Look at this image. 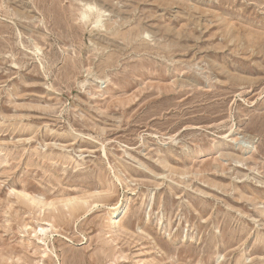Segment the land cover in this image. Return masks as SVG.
<instances>
[{
    "label": "rangeland",
    "instance_id": "rangeland-1",
    "mask_svg": "<svg viewBox=\"0 0 264 264\" xmlns=\"http://www.w3.org/2000/svg\"><path fill=\"white\" fill-rule=\"evenodd\" d=\"M0 264H264V0H0Z\"/></svg>",
    "mask_w": 264,
    "mask_h": 264
},
{
    "label": "clouds",
    "instance_id": "clouds-1",
    "mask_svg": "<svg viewBox=\"0 0 264 264\" xmlns=\"http://www.w3.org/2000/svg\"><path fill=\"white\" fill-rule=\"evenodd\" d=\"M89 10L96 11L91 6L89 7ZM80 19H81L82 22L87 21L88 20V16L86 14L82 13ZM92 27L93 28L102 27V21L100 19V15L97 16L96 22L92 24Z\"/></svg>",
    "mask_w": 264,
    "mask_h": 264
},
{
    "label": "bare ground",
    "instance_id": "bare-ground-1",
    "mask_svg": "<svg viewBox=\"0 0 264 264\" xmlns=\"http://www.w3.org/2000/svg\"><path fill=\"white\" fill-rule=\"evenodd\" d=\"M66 203H70V204H72V203H73V201H68V202H66ZM70 210H71V209H70ZM76 210H77V209H76ZM115 212L117 213V212H119V211H118V210H116ZM44 230H45V229H42V230H41V232H44ZM45 232H46V231H45Z\"/></svg>",
    "mask_w": 264,
    "mask_h": 264
}]
</instances>
